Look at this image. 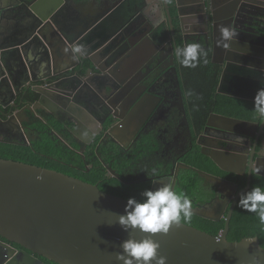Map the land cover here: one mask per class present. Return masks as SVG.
Wrapping results in <instances>:
<instances>
[{
	"label": "flooded vegetation",
	"instance_id": "af4514ba",
	"mask_svg": "<svg viewBox=\"0 0 264 264\" xmlns=\"http://www.w3.org/2000/svg\"><path fill=\"white\" fill-rule=\"evenodd\" d=\"M230 1V8H224L225 1L214 0L213 6L208 5L206 13L200 9L201 14L190 15L191 10H198L201 5L194 8L188 3L189 0H178L181 2L179 6L176 0H114L106 5H101L98 0H83L82 4L89 8L85 10L86 15L81 16V22L90 25L99 20L103 13L102 6L108 8L109 12L102 21L103 27L97 25L96 28L82 31L77 39L81 51L78 58L72 56L67 44V70L63 71L65 66L61 65L50 70L44 67L43 74L39 73L41 69L37 60L41 57L50 64L53 50L57 51V55L61 46L52 40L54 45L51 48L35 35L25 56L21 57L23 67L13 65L10 68L14 87L4 76L0 77V141L40 143L41 130L44 129L49 134L47 137L53 140L54 151L51 152L55 153L44 155L55 159H59L58 156L64 158L62 162L73 169L76 175L91 172L95 159L106 170L107 166L116 170L113 164L118 161L120 149L123 154H158L161 157L162 172L152 178L139 180H152L155 188L171 183L176 191L183 181L190 183L200 176L199 183L204 194L196 195V198L189 196L192 204L206 207L210 211H219L229 201L225 209L227 215L235 196L241 190L239 182L232 179L231 175H246L248 179L250 167L257 163L258 168L264 172V123L249 120L258 126L256 129H246V133L208 128L212 115L223 114L244 119L241 110L224 112L217 107L216 101L207 108H201L200 113L193 109L190 93L201 96L202 88H199L193 73L196 71L190 75L188 69L181 66L174 50L185 43L199 42L207 51V59L210 58L213 66L221 70L220 78L228 62L226 57L229 49L225 50L226 43L221 39V26H230L236 30L242 42L238 46L258 52L260 49L256 47L261 46L260 42L264 43V0ZM74 2L63 0L60 19L66 20L65 15H74ZM96 5H99V9H95ZM209 10L223 18L212 19ZM179 12L184 18V24L179 19ZM122 20H128L127 25L114 35L115 40L110 45L109 53L101 55L99 50H92L96 40L91 37L102 34V29L119 25ZM215 25H218L217 44L214 41ZM68 26L63 28L67 29ZM51 31L49 27L44 29V33ZM67 33L70 31L67 30ZM230 44L234 43L228 42ZM216 45L219 51L217 57L214 56ZM241 56H236L240 62L244 60V56ZM92 58L96 60L97 66ZM25 59L29 65L25 64ZM97 67L102 68V72ZM19 71L23 76H18L17 81L15 76ZM197 72L200 70L197 69ZM192 78L195 79L194 86L189 88L188 81ZM53 83L54 88L58 87L55 90L61 89L62 92L55 91V96L67 99V107L62 108L63 111L59 109V103L55 107L52 101L44 104L38 102V92V98L33 102L26 98L36 92L34 86ZM191 88L194 92H191ZM201 112L207 114L206 118H202ZM10 118L9 124L4 123ZM110 129H113L115 136L109 133ZM105 141L111 142L119 152L113 150L111 155L102 154L100 147ZM196 154L207 157L206 154H240V158L246 156V159L243 158L246 160L245 173L226 171L219 166L220 171L212 165L203 166L204 163L196 159L199 156ZM198 170L227 179L237 184L238 188L232 195V189L222 188ZM253 174L264 177L255 173L254 168ZM182 188L181 191H184ZM0 241L16 248V252L9 255L7 249L0 247V264H15L25 259L27 264H61L2 237Z\"/></svg>",
	"mask_w": 264,
	"mask_h": 264
},
{
	"label": "water",
	"instance_id": "95a60500",
	"mask_svg": "<svg viewBox=\"0 0 264 264\" xmlns=\"http://www.w3.org/2000/svg\"><path fill=\"white\" fill-rule=\"evenodd\" d=\"M98 1L101 5H106L114 0ZM224 1L226 2L224 8H230L231 1ZM213 2L214 0H189L188 3L194 8H199L201 5L198 10H191L190 15L201 14L200 9H204L206 13L208 5L213 6ZM176 3L177 6L181 5L178 0ZM62 4L63 0H0V77L4 76L7 81H11L13 87L10 68L14 65V61H19V67H23L21 57L25 56L35 35L50 46L54 45L52 40L61 46V51L57 55V51L53 50L51 63H47L46 70L63 65L65 71L67 44L72 56L78 58L81 51L77 39L82 31L96 28L97 25L103 27L102 21L109 12L108 8L102 6L103 13L99 20L89 25L81 22V19H69L71 24L65 29L63 26L67 27V21L60 19ZM24 9L28 10L31 20L23 26L20 37H12L14 30L12 22L16 21L21 10ZM178 15L181 23L184 24L181 12ZM209 15L216 20L223 18L218 17L217 12L214 14L211 10ZM3 21L8 23L7 26L10 28L8 32L2 30ZM126 21L128 20H122L117 26L112 25L111 28L102 29L103 33L97 37L92 36L91 38L96 40L92 50H99V54L107 55L111 43L115 40L114 35L125 28ZM170 22L173 24L171 16ZM46 27L51 28L52 31L44 33ZM217 29L218 25H215L213 30L216 44ZM67 30L70 33H67ZM240 39L237 36L231 41L234 44L227 43L225 46V50L229 48L226 57L228 62L222 71L218 92L254 100L257 90L264 87V43L260 42L261 46L256 47L260 50L256 52L238 46L242 43ZM243 42L252 43L247 40ZM217 55L219 51L216 45L214 56ZM237 55H243L244 60L242 62L237 60ZM92 61L97 66L96 60L92 58ZM214 61L218 62L216 58ZM27 63L25 59V64ZM97 68L102 72V68ZM54 85L55 83L47 86L36 85L33 89L40 94L38 102L44 104L52 101L55 107L59 103L61 106L59 109L63 111L62 108L67 107V99L55 96V89L58 87L54 88ZM60 91L61 89L56 92L62 93ZM9 122L11 118L4 121L6 124ZM257 126L255 122L223 114L212 115L207 125L208 128L216 131L242 133H246V129L249 128L256 129ZM109 133L114 135L113 129H110ZM206 155L223 170L245 173L246 156L240 158V154ZM107 167L112 176L125 181L111 166ZM258 167L259 163L250 167L246 186L238 191L227 215L225 209L229 201L219 211H210L203 206L192 208V213L211 220L220 221L225 217V227L218 235L182 222L180 226H173L167 235L156 236L161 244L160 254L167 257V264H264V247L257 237L244 238L241 241L228 239L230 220L240 193L250 188L253 168ZM198 171L222 188L232 189V195L238 188L237 184L227 179L202 170ZM258 174L264 175V172L260 171ZM142 181L144 180L125 182L131 184ZM127 203L128 199L107 193L97 184L85 182L76 175L70 176L53 169L0 158V237L61 264H123L122 261L117 260L116 254L122 251L121 244L128 238L129 233L119 224L118 217L125 214ZM134 235L142 238L144 234L137 232ZM0 247L7 249L9 255L16 252V248L5 241H0ZM28 257L31 259L32 256ZM27 263L26 259L15 262V264Z\"/></svg>",
	"mask_w": 264,
	"mask_h": 264
},
{
	"label": "trees",
	"instance_id": "16d2710c",
	"mask_svg": "<svg viewBox=\"0 0 264 264\" xmlns=\"http://www.w3.org/2000/svg\"><path fill=\"white\" fill-rule=\"evenodd\" d=\"M186 69H188L190 75H193L191 74L192 71H196L193 73L197 77L199 88H202L201 96L197 95L196 93H190V103L192 108L198 113H200L199 111H201V108H207L211 105V103L216 101L217 107L219 109L221 108L222 111L232 112L234 109H239L241 110L242 118L254 121L255 114L252 111L253 101L243 100L226 94L217 93L221 70L218 67L215 68L213 66V64L210 62V58L207 59V63L201 62L197 68ZM197 69H199L200 72H197ZM194 80V78L190 79V82L187 80L189 88L194 86ZM191 92H194L193 88H191ZM38 95L39 94L37 92H33L32 95H28L26 98L33 102L38 98ZM201 116L202 118H206L207 114L201 112ZM41 131L42 133L40 134V143L31 142L30 144H26V142L0 141V158L11 159L43 168L53 169L70 176L76 175L73 169L67 167V164L62 162L65 160L64 158L58 156L57 158L59 159H55L44 155L55 154L51 152L54 151V144L53 140L47 137L49 135L48 132L44 131V129ZM63 134H65L64 131ZM113 150L115 153L120 151V154H118V161L117 163L113 164V167L120 174V177L125 181L152 178L156 174L162 172L161 170L163 168L160 166L162 163L160 161L161 157L158 154H123L121 149L116 151L115 146L109 141L103 142L100 147V152L105 155H111ZM196 155H199L196 159H198V161H202L204 163H202L203 166L212 165L216 170L220 171L217 165H215V163H213L209 157L203 154ZM76 176L85 182L97 184L101 190L107 193L120 196L128 200L131 197L141 200L142 191L153 187L152 180H144L142 182L131 184L126 183L125 181L110 175L108 170H106V168L97 159L94 161L91 172H80ZM198 178L199 179L190 183L183 181L177 186L176 192L183 194L186 193L188 194V197L192 196L195 198L197 197L196 195L200 196L204 194V190L201 189L202 186L199 183L201 180L200 176H198ZM231 178H235L239 182L240 189L246 186V175H231ZM256 185H264V177L253 174L250 188ZM181 187H183L182 189L184 191H181ZM196 207H198V205L192 204V208ZM225 223V217H223L220 221H216L196 215L194 213H192L190 221L186 222L188 225L197 227L213 235H218L219 232L225 227ZM249 237H257L261 245L264 247V224L259 222V218L255 214L241 209L237 202L230 220L228 239L230 241H241L244 238Z\"/></svg>",
	"mask_w": 264,
	"mask_h": 264
},
{
	"label": "clouds",
	"instance_id": "9594fccd",
	"mask_svg": "<svg viewBox=\"0 0 264 264\" xmlns=\"http://www.w3.org/2000/svg\"><path fill=\"white\" fill-rule=\"evenodd\" d=\"M221 39L227 44L238 36L230 26H221ZM79 51V49H77ZM181 66L196 68L201 62L207 63V51L199 42L185 43L174 50ZM254 121L264 123V87L257 90L253 100ZM261 169H254L259 173ZM141 200L131 197L125 207V214L119 215L118 222L129 233L121 244L122 251L116 258L123 264H167V257L160 254L161 244L157 235H167L173 226L190 221L192 200L183 193H177L171 183L156 188H147L141 193ZM238 206L255 214L264 224V185H256L240 193ZM143 233L137 238L134 233Z\"/></svg>",
	"mask_w": 264,
	"mask_h": 264
},
{
	"label": "crops",
	"instance_id": "0c3cea01",
	"mask_svg": "<svg viewBox=\"0 0 264 264\" xmlns=\"http://www.w3.org/2000/svg\"><path fill=\"white\" fill-rule=\"evenodd\" d=\"M82 3H83V0H75V2L73 3V9H74V15L72 16L73 18L68 16V15H65V17H66L65 21H67V23H66L67 25L71 24L69 19H71V18H72L71 20L81 19V16L83 14L86 15L85 10H88L89 7H88V5H84ZM99 5H96L95 9H99ZM100 7H101V5H100ZM93 9H94V7H93ZM7 14L11 15V13H7ZM30 20H31L30 14H29L28 10H26V9L21 10V13L17 17L16 21L12 22L13 28H14L12 37H20L21 33L23 31V26L26 24V22H29ZM7 25H8V23L6 21H3L2 30L5 32H8L10 30V28ZM47 63H48V61L46 62V60L41 58V57L37 60V64H38V66H40L39 68L41 69L39 71V73H42L44 71V67H46ZM18 64H19V61H14V65L19 68ZM18 76L19 77L23 76L22 73H20V71L15 76L17 81H19Z\"/></svg>",
	"mask_w": 264,
	"mask_h": 264
}]
</instances>
